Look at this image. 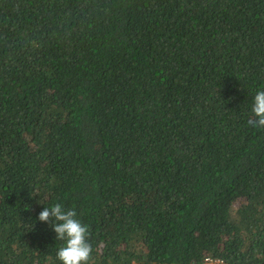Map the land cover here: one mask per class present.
I'll return each instance as SVG.
<instances>
[{"label": "trees", "instance_id": "obj_1", "mask_svg": "<svg viewBox=\"0 0 264 264\" xmlns=\"http://www.w3.org/2000/svg\"><path fill=\"white\" fill-rule=\"evenodd\" d=\"M264 0H0V264H264Z\"/></svg>", "mask_w": 264, "mask_h": 264}, {"label": "clouds", "instance_id": "obj_2", "mask_svg": "<svg viewBox=\"0 0 264 264\" xmlns=\"http://www.w3.org/2000/svg\"><path fill=\"white\" fill-rule=\"evenodd\" d=\"M255 127L264 129V91H258L252 107ZM38 220L47 223L56 234V240L64 241L57 252L60 264H89L92 256V246L89 242V228L77 219L73 209L65 210L57 203L52 207H44ZM205 264H223L222 260L206 258Z\"/></svg>", "mask_w": 264, "mask_h": 264}]
</instances>
